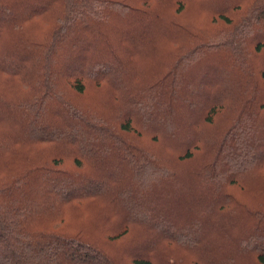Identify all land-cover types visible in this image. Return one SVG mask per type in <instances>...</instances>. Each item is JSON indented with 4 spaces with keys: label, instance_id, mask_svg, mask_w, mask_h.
I'll list each match as a JSON object with an SVG mask.
<instances>
[{
    "label": "trees",
    "instance_id": "16d2710c",
    "mask_svg": "<svg viewBox=\"0 0 264 264\" xmlns=\"http://www.w3.org/2000/svg\"><path fill=\"white\" fill-rule=\"evenodd\" d=\"M161 2L0 0V264H264V0Z\"/></svg>",
    "mask_w": 264,
    "mask_h": 264
},
{
    "label": "rangeland",
    "instance_id": "374dc122",
    "mask_svg": "<svg viewBox=\"0 0 264 264\" xmlns=\"http://www.w3.org/2000/svg\"><path fill=\"white\" fill-rule=\"evenodd\" d=\"M165 3V5L172 11L176 6L174 5L173 3V0H162L161 3ZM160 3V4H161ZM187 5V3H184V6ZM166 7V8H167ZM185 10V9H184ZM184 12V11H183ZM239 12V11H238ZM228 14H233L236 13V12H232V11H228L227 12ZM182 21L185 22V25L186 27H188L189 29L191 27H193L194 29L197 28L198 32L199 30L205 32V34L207 35L205 38L208 39L209 37L208 36H212V34L210 33H213L215 31H218V23H220V20L217 19L215 17V15H207L203 9H200L199 7H197V5H194V6H191V8H187L185 10V12L183 13V17H181ZM224 24V23H223ZM257 36V41L259 40H264V31L260 32V30H255L253 31ZM199 34H202V32H199ZM256 40V39H255ZM168 46V45H167ZM166 45H164L163 43H158V48L165 51L167 48ZM170 47L168 46L167 50H169ZM213 60H210V59H206L204 61V63L199 67V66H195L193 68V74L192 75H189L186 79L187 83L193 87V89H191L192 91L190 92L191 94H200L201 95V100L200 101V104L199 106L201 107V101L202 103H206V101H210L213 97L216 96V93H210L208 88H205L204 91H200V89H197L199 88V86L202 85V82H203V79L204 78H210L211 74L212 73H217L218 74V71H220V75H217V74H214L216 75L217 77H215L214 81H221V78H223V76L227 77L228 73L226 72H222L220 68H218L217 64H215L214 62H212ZM259 67L262 68V71L264 70V64H259ZM214 84V82H213ZM217 84V83H216ZM80 100H82L84 102V100H89V101H95L97 100V98L94 96V94L92 93H87V94H84L82 96H79ZM82 101H80L82 103ZM225 120V119H224ZM216 122H218V119L216 120ZM204 144V147H205V143L202 142ZM196 144V143H195ZM194 144V145H195ZM193 145V146H194ZM206 148V147H205ZM264 151L260 152V155H257V156H261L263 155ZM199 155V154H198ZM197 155V156H198ZM196 156V157H197ZM194 158H191V159H188V160H184V161H176V164H185L186 166V171L190 170L188 169L191 168L190 166L192 165H195L196 161L193 160ZM198 160V159H197ZM67 165V167H71L72 166V162L71 161H66L65 163ZM174 168H176L178 171L179 174H183L184 173V169H180L177 165H174L173 166ZM253 187V183L251 182V189ZM245 189V188H244ZM240 190V188H237L234 192H238ZM244 191H247L246 189ZM248 192V191H247ZM249 193V192H248ZM257 193L260 195L261 199L264 200V192L262 191H257ZM250 195V194H249ZM252 207V205H251ZM174 214H177V213H174ZM174 216L173 215H169L168 216V219H172L174 220L173 218ZM86 221V228L87 229H93L94 225H95V221L93 218H89V219H85ZM154 221V220H152ZM155 222V221H154ZM125 240L124 242L126 243L127 242V239H123ZM147 240L149 241H152L153 238H144L142 241H144L145 243L148 242ZM122 241V240H121ZM143 243L142 246L139 247L137 253L138 254H141L144 250H146L147 248V244ZM116 257L119 258V256L121 255V251H122V248L123 246L120 245L119 242H117V245H116ZM120 254V255H119ZM98 260L100 262H102L99 258ZM103 264V262H102ZM176 264H186L185 262H177Z\"/></svg>",
    "mask_w": 264,
    "mask_h": 264
}]
</instances>
